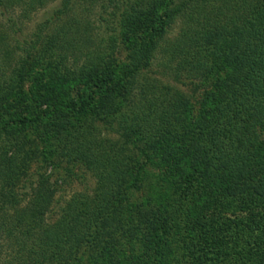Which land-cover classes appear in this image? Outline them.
<instances>
[{"label":"trees","instance_id":"1","mask_svg":"<svg viewBox=\"0 0 264 264\" xmlns=\"http://www.w3.org/2000/svg\"><path fill=\"white\" fill-rule=\"evenodd\" d=\"M76 1L62 0L54 17ZM22 2L0 5L6 12ZM162 32L165 27L156 37ZM168 61L166 69L177 62L176 71L189 68L216 82L196 107L159 81L141 92L137 106L121 115L127 138L139 137L152 149L141 158L120 141L99 143L86 130L73 132L65 150L87 161L97 190L75 196L52 227L43 224L41 198L29 210L0 208V264H48L82 245L98 249L103 264H140L137 252L150 254L144 264H264V0L195 1ZM138 70L126 71L116 85L111 76L94 77L87 101L68 107L81 112L105 92L134 101L129 79ZM39 118L12 123L25 127ZM148 165H156V180L164 184L156 207L151 198L130 202V189L142 182L138 172Z\"/></svg>","mask_w":264,"mask_h":264},{"label":"rangeland","instance_id":"2","mask_svg":"<svg viewBox=\"0 0 264 264\" xmlns=\"http://www.w3.org/2000/svg\"><path fill=\"white\" fill-rule=\"evenodd\" d=\"M29 1L12 3L6 12L0 5V208L12 213L29 210L41 198L43 224L52 227L62 220L75 196L91 197L97 190L87 161L65 150L73 132L86 130L99 143L102 139L120 141L139 158L152 149L139 137L127 138L121 115L137 106L141 92L159 81L196 107L216 80L207 81L203 73L189 68L178 72L177 62L170 69L163 66L169 63L168 48L180 37L185 17L197 0H141L140 8L136 7L140 0H77L74 8L57 19L55 11L62 0ZM162 27L165 32L156 37ZM146 50L150 56L144 58ZM93 59L96 64L91 68ZM138 65L136 75L129 79L134 101L123 102L105 92L81 112L68 107L87 101L94 77L111 76L116 85ZM37 115L40 118L25 127L12 123ZM138 175L144 178L130 189V202L151 198L155 207L161 205L156 195L164 184L156 180V165L143 166ZM145 245H137L134 251ZM128 253L127 246L122 247L119 259ZM137 254L140 264L152 259L150 254ZM102 262L98 249L82 245L48 264Z\"/></svg>","mask_w":264,"mask_h":264}]
</instances>
